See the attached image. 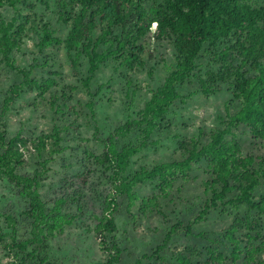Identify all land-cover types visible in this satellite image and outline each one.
Wrapping results in <instances>:
<instances>
[{"label":"rangeland","instance_id":"374dc122","mask_svg":"<svg viewBox=\"0 0 264 264\" xmlns=\"http://www.w3.org/2000/svg\"><path fill=\"white\" fill-rule=\"evenodd\" d=\"M161 1L146 0L152 17ZM68 3L0 0V153L9 149L17 175L36 177L30 190L50 218L46 228L35 221L30 185L12 182L0 165V264H264V214L238 188L209 206L224 184L217 163L199 154L218 137L237 160L253 157L233 186L252 170L264 174V136L232 119L243 104L234 79L211 91L201 86L208 71L234 59L232 50L222 54L228 41L207 45L181 80L174 44L156 38L155 23L126 50L116 48L122 27L104 25L91 47L70 48L80 8ZM157 169L163 173L154 177ZM262 196L264 178L251 194L256 203ZM110 215L116 231L103 242L99 226ZM233 227L251 258L244 250L232 257ZM43 233L38 242L34 234L42 240Z\"/></svg>","mask_w":264,"mask_h":264},{"label":"trees","instance_id":"16d2710c","mask_svg":"<svg viewBox=\"0 0 264 264\" xmlns=\"http://www.w3.org/2000/svg\"><path fill=\"white\" fill-rule=\"evenodd\" d=\"M68 4L71 8H80V14L75 17L68 38L70 48H74L76 43H81L84 49L91 47L94 30L98 25H104L102 29L111 26L122 27L121 36L115 38L116 48L126 50L130 44L134 45L136 39L150 33L152 24L155 23L156 38L168 39L174 44L178 58V71L175 76L181 80H185L194 71L196 59L207 45L212 49L220 42L228 41L229 46L222 54L227 56V51L232 50L231 56L234 59L217 71H208L201 79V86L204 91H211L218 87L220 82L233 78L235 95L243 98L242 108L232 117L233 121L248 124L255 137L264 136V7H254L247 0H162L155 3L152 17L145 5L146 0H69ZM15 35L16 32L10 36L4 33L1 39H9ZM45 36L48 40L52 39L48 30ZM2 41L4 40H0V44ZM91 54L92 67L96 68L95 56L99 55L94 51ZM235 60L238 62L235 63ZM18 89L19 87L13 90L17 93ZM164 91L162 90V93ZM173 96L175 92L170 91L167 98ZM5 143L6 135L0 129V145L4 146ZM199 154L217 163L215 169L218 174L217 180L224 184L222 189L215 191V197L209 206L216 205L217 200H221L227 191L238 188L241 194L239 198L251 208L257 209L258 214H264V196L259 203L254 202L251 197L253 190L264 178L263 173L261 175L258 170H252L244 185L231 184L233 179L243 175L241 169H246L247 165L253 162V157L237 160L218 137L203 147ZM125 156V154L117 156L116 161L121 165L125 161ZM11 161L9 149L0 153V165L7 167L5 174L9 179L12 182L18 180V183L22 181L21 183L26 186L30 185L27 189L31 199V214L36 222H42L46 228L50 224V218L47 219L48 209L36 189L30 190L31 183H34L36 177L17 175L15 168L11 167ZM260 170L264 172L262 167ZM160 173L162 174L163 170L157 169L153 176ZM99 227L102 241L106 242L105 234H113L116 231L114 217L108 216ZM246 227L252 229L254 220L248 221ZM229 233V238L235 241L234 243L230 240L234 246L232 257L236 260L244 250L245 258H251L252 250L247 247L242 249L234 237L235 227L229 230ZM41 236L42 240L34 234L38 242L44 243L47 237L44 233ZM226 237L228 238V235ZM111 258L119 260V254L112 255ZM38 264L51 263L41 260Z\"/></svg>","mask_w":264,"mask_h":264}]
</instances>
